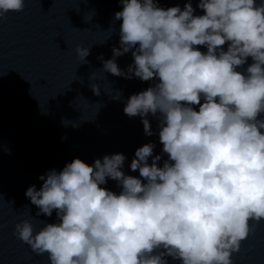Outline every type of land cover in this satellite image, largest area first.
<instances>
[{
	"label": "clouds",
	"instance_id": "obj_1",
	"mask_svg": "<svg viewBox=\"0 0 264 264\" xmlns=\"http://www.w3.org/2000/svg\"><path fill=\"white\" fill-rule=\"evenodd\" d=\"M120 3L119 47L103 70L154 81L127 99L124 113L139 116L149 137V115L158 120L168 158L160 166L149 142L130 164L139 178L123 171V153L51 169L39 190L25 191L39 211L16 223L13 235L49 264H168L166 257L234 264L264 221V0H199L203 15H194L191 0L183 9ZM24 7L25 0H0V22ZM129 52L133 64L122 70L116 58ZM76 53L83 62L90 54L79 46ZM249 57L246 74L237 71ZM90 87L100 95L98 84ZM109 179L119 194L102 187ZM54 211L55 222L36 231L33 219Z\"/></svg>",
	"mask_w": 264,
	"mask_h": 264
},
{
	"label": "water",
	"instance_id": "obj_2",
	"mask_svg": "<svg viewBox=\"0 0 264 264\" xmlns=\"http://www.w3.org/2000/svg\"><path fill=\"white\" fill-rule=\"evenodd\" d=\"M187 2L158 0L165 9H183ZM191 3L194 15L204 14L197 7L199 0ZM122 7L120 0H25L23 11L9 12L0 22V264H49L47 254L37 255L13 235L16 223L39 211L25 191L33 184L39 190L41 175L62 170L74 158L92 165L97 158L123 153V171L139 178L130 164L136 149L149 142L156 145L153 155H162L160 166L168 158L162 154L158 120L149 115L154 133L149 137L139 116L124 113L127 99L154 81L125 79L103 70V61L119 47L122 20L114 17ZM78 46L89 48L86 62L77 55ZM194 47L207 52L206 46ZM222 47L226 51L228 43ZM116 63L126 70L133 64L131 52ZM251 63L249 57L237 71L246 74ZM91 84L99 85L100 95ZM117 92L121 98L112 99ZM102 187L120 191L111 179ZM55 220L54 211L52 217L41 215L32 222L38 231ZM233 262L264 264V221L242 242Z\"/></svg>",
	"mask_w": 264,
	"mask_h": 264
}]
</instances>
